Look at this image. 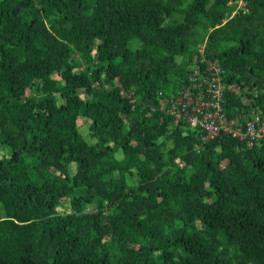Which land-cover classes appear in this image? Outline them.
Returning <instances> with one entry per match:
<instances>
[{"label": "trees", "instance_id": "1", "mask_svg": "<svg viewBox=\"0 0 264 264\" xmlns=\"http://www.w3.org/2000/svg\"><path fill=\"white\" fill-rule=\"evenodd\" d=\"M200 49L264 88V0H0V264H264V139L161 104Z\"/></svg>", "mask_w": 264, "mask_h": 264}, {"label": "built area", "instance_id": "2", "mask_svg": "<svg viewBox=\"0 0 264 264\" xmlns=\"http://www.w3.org/2000/svg\"><path fill=\"white\" fill-rule=\"evenodd\" d=\"M199 52L200 65L189 73V84L175 96L162 100L161 104L167 105L176 119L187 122L190 129L201 128L203 140L227 135L245 142L246 148H253L256 140L264 139V109L256 105L248 113H237L229 118L224 111V96L232 93L244 105H249L252 96L264 99V88L245 90L236 83H228L225 69L204 57L203 49Z\"/></svg>", "mask_w": 264, "mask_h": 264}, {"label": "rangeland", "instance_id": "3", "mask_svg": "<svg viewBox=\"0 0 264 264\" xmlns=\"http://www.w3.org/2000/svg\"><path fill=\"white\" fill-rule=\"evenodd\" d=\"M239 6H245V5H244L242 2H240ZM182 60H183L182 57H180V56L176 57V62H177V63L181 62ZM193 66H195V65H193ZM186 69H187V70H190L189 67L186 68ZM54 77H55V75H54ZM54 79H58V78H54ZM95 84L97 85V83H95ZM62 103H63V102H62L61 99L58 100V102H57L58 105H60V104H62ZM249 111H250V109H249ZM249 111H247V113H248ZM77 124H78V126H79V128H80V133H81V135L83 136V138H84L88 143H95V140L89 136V133H88V130H87V128H88V123H87L84 119H82V118L80 117V118L77 119ZM87 135H88V136H87ZM86 136H87V137H86Z\"/></svg>", "mask_w": 264, "mask_h": 264}]
</instances>
